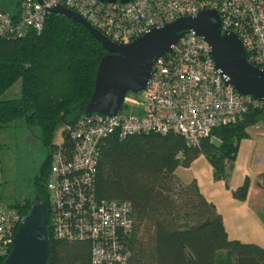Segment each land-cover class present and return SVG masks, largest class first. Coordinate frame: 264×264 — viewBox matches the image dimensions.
I'll return each instance as SVG.
<instances>
[{
	"label": "trees",
	"instance_id": "obj_1",
	"mask_svg": "<svg viewBox=\"0 0 264 264\" xmlns=\"http://www.w3.org/2000/svg\"><path fill=\"white\" fill-rule=\"evenodd\" d=\"M21 2L13 0L7 9L0 5V10L17 18ZM107 52L86 26L55 12L48 14L40 31L0 34V125L20 123L39 136L43 145L41 159L29 174L28 192L22 197L16 193L10 205L25 215L36 195L46 203L51 236L48 264H264V245L230 237L222 213L197 179L186 182L176 172L205 155L215 177L226 179L225 169L233 167L240 141L252 135L250 127L264 122V106L254 100L242 118L214 127L213 134L199 143H191L174 129L125 136L111 133L100 143L96 196L132 203L134 224L125 236L131 250L127 260L95 263L91 240L54 237L47 180L58 145L55 132L64 126L61 142L71 151L74 140L66 124L87 114L99 62ZM19 79L21 95L3 98ZM255 182L264 189V171ZM251 183L247 175L232 190L234 197L245 200Z\"/></svg>",
	"mask_w": 264,
	"mask_h": 264
},
{
	"label": "built area",
	"instance_id": "obj_2",
	"mask_svg": "<svg viewBox=\"0 0 264 264\" xmlns=\"http://www.w3.org/2000/svg\"><path fill=\"white\" fill-rule=\"evenodd\" d=\"M57 4L81 13L116 42H129L181 15L216 8L223 30L236 31L249 61L264 67V0H22L17 18L0 10V34L42 30ZM143 91L140 113H87L66 124L74 140L71 151L58 142L53 152L47 180L52 233L56 238L91 240L95 263L127 260L131 250L125 236L134 224L130 200L98 198L93 190L100 143L107 136L174 129L199 143L214 127L242 118L252 100L264 106V99L243 95L228 81L216 66L209 41L193 30L156 58ZM3 182L0 162V190ZM24 216L0 193V259L9 254Z\"/></svg>",
	"mask_w": 264,
	"mask_h": 264
},
{
	"label": "water",
	"instance_id": "obj_3",
	"mask_svg": "<svg viewBox=\"0 0 264 264\" xmlns=\"http://www.w3.org/2000/svg\"><path fill=\"white\" fill-rule=\"evenodd\" d=\"M52 12L82 23L108 50L99 62L95 87L86 113L116 114L123 109L128 91H143L157 57L172 50L187 30L203 35L211 44L216 66L243 95L264 99V67L249 61L245 45L236 31L223 30L216 8L181 15L152 27L129 42H116L76 10L54 5ZM50 227L46 203L36 195L15 233L12 248L2 264H48Z\"/></svg>",
	"mask_w": 264,
	"mask_h": 264
},
{
	"label": "rangeland",
	"instance_id": "obj_4",
	"mask_svg": "<svg viewBox=\"0 0 264 264\" xmlns=\"http://www.w3.org/2000/svg\"><path fill=\"white\" fill-rule=\"evenodd\" d=\"M12 1L13 0H0V5L7 9ZM21 87L22 80L19 79L2 95V97H19L21 95ZM143 98L144 91L128 92L122 112L127 114L140 113L144 108ZM63 129V125H60L56 129L54 141L61 142L63 140ZM250 129L255 136L254 126L250 127ZM262 131L264 132V130ZM257 139L264 145V133ZM42 151L43 145L39 136L26 126L20 123H12L5 126L0 125V162L3 166L4 178V182L1 186V198L4 202L10 203L14 199L16 193H18V197H22L28 192L29 174L32 173V169L40 161ZM260 160H262V158ZM257 161L258 160L255 159V157L251 159V156L246 155L242 150L239 158L237 156L233 167L225 169V172H229V176L226 179L223 177H215V170L213 166H211V162L205 157L197 159L190 168L184 166L178 167L176 172L183 181L189 182L195 177V175H200L201 179L206 182L207 186H215L222 190H226L229 189L231 184L236 183V181L239 182L241 175L243 178L246 174H252L253 171L259 169L258 165L260 164ZM261 163H264V161H261ZM262 166L264 167V164H262ZM250 176L252 180H254L253 175ZM204 187L206 188V186ZM219 201L220 203H227L225 198L222 201ZM228 205L231 204H219L220 208L228 217L230 237L240 238L243 241L264 243V221L255 218L249 213L246 215L237 214V220L232 224L229 220L231 212ZM260 209L262 210H260L259 215L264 217V207ZM232 215L233 217L236 216L235 213H232ZM235 224L237 225V228H239V231L237 232L234 231Z\"/></svg>",
	"mask_w": 264,
	"mask_h": 264
},
{
	"label": "crops",
	"instance_id": "obj_5",
	"mask_svg": "<svg viewBox=\"0 0 264 264\" xmlns=\"http://www.w3.org/2000/svg\"><path fill=\"white\" fill-rule=\"evenodd\" d=\"M253 127V126H252ZM255 128V136L254 133L251 131L252 135L250 137H245L240 141V145H239V149H238V158L240 155V152L243 150L244 153L248 156H251V159H253L255 157V159H257L260 165H258V168L256 171H253L252 174H246L247 175H253L254 180H252L249 192H248V196L245 200H240L234 197L232 190L234 188H236L237 186H239L240 184L243 183L245 177L242 178V175L240 177V183L238 181H236V183L231 184V186L229 187V189L226 190H222L218 187L215 186H207L206 182L203 181V179H201L200 175H195L194 178L197 179L202 191L204 192V194L206 195V197L215 202L217 208L220 210V212L223 215L224 218V222L226 224V227L228 229V232L230 234V229L228 226V217L226 215V213L220 208L219 204H231L228 205V208L231 212V216L229 217L230 222L233 224L235 222V220H237V214H251L253 215L255 218L258 219H262L264 221V217L260 216V208L264 207V189L257 186L256 182H255V178L257 176L258 173L264 171V167L262 166L261 161H264V145L262 144V142L260 140H258L257 138L259 136L263 135V131L264 130V122H259L256 125H254ZM249 151V154H248ZM200 157H205V155H201L198 158H196L193 162L195 163L197 161V159H199ZM262 158V160H260ZM237 159V158H236ZM192 164L188 167H192ZM212 166V164H211ZM238 184V185H237ZM206 186V188L204 187ZM227 200V203H220L219 200H223V199ZM232 213H235L236 216L233 217ZM234 231H239V228H237V225L235 224L234 226ZM237 236V235H236ZM236 238V237H235ZM240 239V238H239ZM255 242V241H252ZM258 243V242H257ZM261 244V243H260ZM264 244V243H262Z\"/></svg>",
	"mask_w": 264,
	"mask_h": 264
}]
</instances>
